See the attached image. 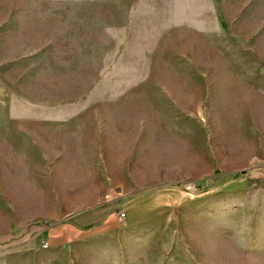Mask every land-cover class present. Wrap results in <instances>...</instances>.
<instances>
[{
  "label": "rangeland",
  "instance_id": "374dc122",
  "mask_svg": "<svg viewBox=\"0 0 264 264\" xmlns=\"http://www.w3.org/2000/svg\"><path fill=\"white\" fill-rule=\"evenodd\" d=\"M263 92L264 0H0V264H264Z\"/></svg>",
  "mask_w": 264,
  "mask_h": 264
},
{
  "label": "crops",
  "instance_id": "0c3cea01",
  "mask_svg": "<svg viewBox=\"0 0 264 264\" xmlns=\"http://www.w3.org/2000/svg\"><path fill=\"white\" fill-rule=\"evenodd\" d=\"M248 97L250 98L247 101L246 112H264V92L262 93L261 102L256 100L253 96L251 97L250 94H248ZM109 139L111 140L110 137ZM0 155H2V153H0ZM108 169L110 171L109 173H112L111 167ZM107 206V204H104L90 210H82L66 218L79 227H95L104 223L106 215H108V210L105 209Z\"/></svg>",
  "mask_w": 264,
  "mask_h": 264
},
{
  "label": "trees",
  "instance_id": "16d2710c",
  "mask_svg": "<svg viewBox=\"0 0 264 264\" xmlns=\"http://www.w3.org/2000/svg\"><path fill=\"white\" fill-rule=\"evenodd\" d=\"M245 174V172H241V173H236V174H234L233 176H232V179H238V178H240L242 175H244Z\"/></svg>",
  "mask_w": 264,
  "mask_h": 264
},
{
  "label": "built area",
  "instance_id": "2783aa9c",
  "mask_svg": "<svg viewBox=\"0 0 264 264\" xmlns=\"http://www.w3.org/2000/svg\"><path fill=\"white\" fill-rule=\"evenodd\" d=\"M119 217H120V218H123V217H124V214L121 213V214L119 215ZM44 245H46V244H44Z\"/></svg>",
  "mask_w": 264,
  "mask_h": 264
}]
</instances>
